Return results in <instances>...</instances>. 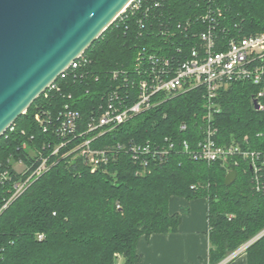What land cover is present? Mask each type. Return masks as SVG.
<instances>
[{"label": "trees", "instance_id": "1", "mask_svg": "<svg viewBox=\"0 0 264 264\" xmlns=\"http://www.w3.org/2000/svg\"><path fill=\"white\" fill-rule=\"evenodd\" d=\"M205 11L210 17L203 23L198 16ZM188 18L194 31L212 25L217 47H223L230 39L264 32V0H147L140 10L118 16L83 52L87 64L76 74L59 76L56 88L39 95L0 136V166L8 167L12 176L0 183V264H118L119 257L123 264H138L140 236L176 230L180 214L169 212L172 197L205 199L209 264H218L259 234L244 254L246 264H264V165L257 187L249 163L237 157L232 166L236 178L225 185L226 167L194 160L182 149V140L194 147L207 120L209 110L198 88L166 99L91 143L106 148L172 137L174 149L165 161L151 163L149 172L137 173L138 162L125 150L91 172L83 157L67 154L82 140L72 136L51 154L62 141L55 127L65 103L79 111L83 125L103 103L107 89L120 80H112L111 71L126 69L131 79L139 76L133 71L139 50L167 56L181 45L182 53L175 57L184 58L197 39L192 33L183 37L163 31ZM258 90L246 81L219 90L218 109L210 111L218 144L264 152V107L254 109L251 102ZM261 102L264 106V97ZM43 112L50 116L46 131L35 119L37 113L44 118ZM40 157L47 158L49 169L2 208L12 181L23 177L10 161L35 166Z\"/></svg>", "mask_w": 264, "mask_h": 264}, {"label": "built area", "instance_id": "2", "mask_svg": "<svg viewBox=\"0 0 264 264\" xmlns=\"http://www.w3.org/2000/svg\"><path fill=\"white\" fill-rule=\"evenodd\" d=\"M145 2L147 0H131L120 15L126 10L130 12L140 10ZM156 5L157 3L153 4ZM198 17L204 23L210 17L209 11L201 13ZM176 32L182 33L183 37L192 33L197 39L195 44L190 45L187 55L180 59L175 57L182 53L181 45L175 47V55L167 56L146 53L144 49L139 50L133 63V71L139 76L131 79V73L126 69L111 71L112 80L119 78L120 80L113 88L107 89L103 103L91 111L83 125L79 111L65 103L57 113L55 127L62 141L51 154H55L59 147L69 143V138L72 136L82 140L67 154L76 152L83 157L91 172L113 159L120 150H125L135 162H138L140 170L137 173L149 172L151 163L165 161L174 149L175 141L172 137H164L162 143L148 140L143 143L129 141L127 144L117 143L114 147L106 148H93L91 143L98 136L112 131L133 116L158 106L166 99L198 88L209 112L201 138L193 148H190L187 140H182L183 151L194 160L219 162L226 167V172L238 164L237 157H239L249 163L254 184L258 187V171L264 165V152L244 149L237 144H218L215 139L217 129L210 123V111L218 109L215 99L219 90L235 81H246L256 85L259 90L256 96L252 97V101L256 99L258 110L263 109L261 100L264 97V32L244 36L241 39H230L223 47H217L212 25L194 31L192 21L188 18L176 23L173 30L166 27L163 31L164 35L169 36H174ZM87 62L88 59L82 53L70 63L60 77L76 74V71ZM86 73L87 71H80L82 75ZM54 82L47 89L56 88ZM44 116L43 118L37 113L35 119L42 126V130L46 131L50 116L48 113H44ZM185 127L184 123L180 124L181 130ZM39 160L35 166L27 165L21 159L10 161L11 168L23 177L12 181L11 196L2 208L49 169L47 158L40 157ZM11 178L10 169L0 166V183ZM41 237L42 235L39 234L38 238ZM236 254L238 251L231 253L218 264L227 263Z\"/></svg>", "mask_w": 264, "mask_h": 264}, {"label": "water", "instance_id": "3", "mask_svg": "<svg viewBox=\"0 0 264 264\" xmlns=\"http://www.w3.org/2000/svg\"><path fill=\"white\" fill-rule=\"evenodd\" d=\"M130 1L0 0V136ZM235 178L228 170L225 185Z\"/></svg>", "mask_w": 264, "mask_h": 264}, {"label": "crops", "instance_id": "4", "mask_svg": "<svg viewBox=\"0 0 264 264\" xmlns=\"http://www.w3.org/2000/svg\"><path fill=\"white\" fill-rule=\"evenodd\" d=\"M168 209L180 214L176 230L140 236L136 242L138 264H209L205 199L172 197ZM244 249L235 250L238 254L226 264H246Z\"/></svg>", "mask_w": 264, "mask_h": 264}, {"label": "rangeland", "instance_id": "5", "mask_svg": "<svg viewBox=\"0 0 264 264\" xmlns=\"http://www.w3.org/2000/svg\"><path fill=\"white\" fill-rule=\"evenodd\" d=\"M18 169H20V168H18ZM246 248V247H245ZM230 261V260H229ZM117 262H118V264H123V260H122V258H119L118 260H117ZM226 264V263H225Z\"/></svg>", "mask_w": 264, "mask_h": 264}]
</instances>
